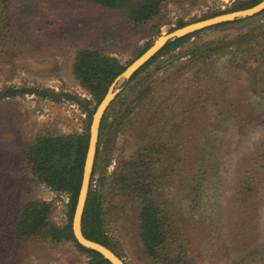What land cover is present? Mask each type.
Here are the masks:
<instances>
[{"label": "rangeland", "instance_id": "obj_1", "mask_svg": "<svg viewBox=\"0 0 264 264\" xmlns=\"http://www.w3.org/2000/svg\"><path fill=\"white\" fill-rule=\"evenodd\" d=\"M238 1L165 0L158 16L148 22L134 24L122 12L89 2L5 0L7 8L2 26L10 41L8 44L0 43V89L43 88L70 94L76 99L61 97L55 101L29 92H17L0 99V264H82L88 261L87 256L71 242L54 243L37 237L19 239L9 226L30 199L52 201V222L63 225L67 221L68 194L51 190L32 172L27 151L38 134L81 132L87 126L84 106L92 109L95 101L71 72L76 50L96 48L128 65L140 47L151 45L162 34L179 27L180 23L226 11ZM262 22L264 13L242 23L202 31L170 54L152 62L147 72L140 73L135 81L119 92L123 93L120 98L129 100L133 95L141 96L143 89H152V101L148 105L147 101L142 103L136 121L133 120L131 126H125L126 129L116 135L113 154L109 148L100 146L95 183L100 175L115 171V156L126 160L145 141V137L154 133L155 128L147 124L153 114L166 118L164 122H170L178 120L183 111L193 107L194 103L201 106L207 102L206 110L195 116L192 122H205L201 127L207 130L201 132V137L213 135L220 139L218 150H215L217 175L221 179L220 199L210 194L205 202L194 205L184 198L182 188L186 187L188 171L181 167L185 179L183 183L178 182L176 173H179V168L170 156L178 148L173 146V136L165 138L163 151L166 153L161 155L167 158L159 155L162 162L151 168V172L158 175L153 190L161 195L164 208L172 210L168 234L172 238L181 232L187 238L188 235L190 238L193 236L189 238L192 252L205 254V258L195 264L264 263V231L251 239L250 246L224 255L218 248L226 250L221 243L220 224L209 221L211 205L227 207L238 176L236 170L242 168L245 171L247 168L245 173L254 175L256 187L262 193L257 194L259 215L253 219L264 229V145L259 146L264 141V61L258 55L247 54L246 46H240V41L247 39V45H251L256 54L264 48L256 38L242 36L251 31L259 34L261 29L257 26ZM223 45L230 48H223ZM191 57H196L197 61L193 65L182 66L176 72ZM257 65H260L259 69L254 70ZM76 100H83V103ZM119 104V99H116L109 110L112 112L108 114L109 121L115 120L113 109ZM234 104H246L251 109L244 121L227 114L226 111ZM258 108L262 110L257 111ZM155 135L158 140L164 137L157 129ZM199 141L205 142L206 139ZM183 152L187 153L188 149ZM157 155L153 152L149 158ZM249 156L253 157V164L258 162L262 167L257 168L248 162L244 164V159ZM163 170L168 172L167 176L159 179ZM118 192L112 188L106 200V231L111 238V246L125 264H156L147 256L138 235L137 212L142 198L139 200L133 194ZM195 225L200 227L194 229ZM206 233L212 240L201 243V236ZM178 242L179 238L172 243L171 251H177Z\"/></svg>", "mask_w": 264, "mask_h": 264}, {"label": "trees", "instance_id": "obj_2", "mask_svg": "<svg viewBox=\"0 0 264 264\" xmlns=\"http://www.w3.org/2000/svg\"><path fill=\"white\" fill-rule=\"evenodd\" d=\"M74 1L89 2L102 8L122 12L130 23L140 24L148 22L158 16L165 0ZM259 1L260 0H239L231 8L220 13L247 8ZM6 8L5 0H0V38L4 37L0 40L2 44H8L10 41L2 26L4 22L2 18L6 13ZM262 13H264V10L254 16L223 22L203 30L195 31L183 37L166 41L153 57L134 72L128 80L122 83L123 88L135 81L140 73L147 72V68L152 62L170 54L175 49L179 48L186 40L197 36L202 31L242 23ZM262 23L263 24L260 26H257L258 29H261L259 34H255L254 31H251L242 36L256 38L257 42L264 47V22ZM183 25L184 24L180 23L179 27ZM247 42H249L247 39L240 41V46H246L248 48L247 54L251 56L258 55L261 57V61H264V48L256 54L253 52L251 45H247ZM149 46L150 45H145L140 47L135 58L143 53ZM222 47L230 48L229 45H223ZM196 61V57H191L186 61L185 65H180V67L176 69V72H179L182 66L185 67L186 64L193 65ZM126 65L127 64H122L116 57L106 54L96 48L83 47L76 50L71 65V72L78 83L91 94L95 101L94 108L92 109L84 106L88 120L87 126L81 132L38 134L31 141L27 151V161L30 164L32 172L51 190L57 193L68 194L69 200L66 204L67 221L63 225H57L52 222L51 214L54 208L52 201L30 199L23 205L22 209L9 224L16 238L37 237L54 243L68 241L81 253L87 256L88 261L82 264H111L98 252L78 244L73 236L71 224L81 183L92 113L110 84L115 77L124 70ZM259 66L260 65L255 66L254 70H258ZM262 81H264V79ZM17 92H29L55 101L59 100L61 97L76 99L70 94L63 92L57 93L43 88L26 89L17 87H4L0 89V99L12 96ZM140 92L141 96L137 97L133 95L129 100L120 98L123 93H119L116 99H119L120 106L114 109L112 108L116 117L115 120L109 121L108 114L112 113L111 111L109 113V110L116 99L109 104L102 117L92 176L82 214V231L87 238L100 242L114 251V247L110 244L111 238L106 231V200L107 194L112 191V188H116L119 191L118 193L133 194L139 200L142 198L137 212L139 223L138 235L147 256L153 262L156 264H195L197 260L204 259L205 254L200 251L192 252L189 246L191 243V240L189 241L190 235H188L187 238V235L181 232L176 238H172L168 234L167 228L171 225L169 219L172 210L170 208H164L160 200L161 195L158 196L153 190L154 184H156L158 180V175L152 173L151 168L154 166L156 167L162 162L160 157L165 155L161 154L166 153L163 151L166 142L165 138L173 136L175 140L173 146H177L178 148L175 154L170 153V156L172 157L173 163L179 168V170H177L179 173H176L178 178L177 181L183 183L185 179V176L181 174V172H183L181 167L184 166L185 171H188L186 187L182 188L184 198L188 199L190 201L189 203L194 205L205 202V199L210 194L216 199H220L219 183L221 179H219V175H217L216 164L218 160L217 156H215V150H218L220 139L218 140L213 135H208V138H206L207 135L201 137V132L207 130V128L204 127L205 129H203L201 127L205 126V122H192L195 116H199L200 112L206 110L208 104L205 103L207 102H203L201 106L198 102L194 103L193 107L183 111L178 120L176 119L170 122H164L166 118L163 116L158 117L156 113L153 114L149 118L150 120L147 124L157 129V131L164 136L162 140H158L155 135V129L153 128L154 133L152 132L153 134H149L145 137V141H143L126 160L122 157L118 158V156H115V158H117V167L114 172L100 175L96 183L94 182L95 166L100 154V146L103 145L105 148H109V151L113 154L115 145L117 144L116 135L119 134L120 131L125 130V126H131L133 120L136 121L135 119L138 114H140L139 107L142 103L147 101L146 104L148 105L152 101H150L153 95L152 89H143ZM76 101H79L78 103L80 104L83 103V100ZM260 110L262 109L258 108L257 111ZM161 112L162 111H159V113ZM226 112L231 118L237 116L241 121H244V118L250 114L251 109L246 104H234V106ZM114 125L115 128L113 134H111L110 131ZM201 138H205L206 141H199ZM263 145L264 141L262 140L259 146L262 147ZM183 146L186 147L185 149H188L187 153L183 152L185 149H181ZM153 152H157L158 155L149 158ZM159 155L161 156L159 157ZM252 159L253 157L251 156L245 158L244 164H253ZM253 166L257 168L262 167L258 162L254 163ZM246 170L248 171L247 168L245 171ZM236 171L238 176L234 182V191L228 198L230 203H227L225 209L219 204L211 205V209H209V221L212 220L220 224L221 243H224L226 247L223 246L226 250H222L220 246L218 248L221 252L225 253L224 255H229L234 250L239 251L245 249L250 246L252 238L264 231L259 222L253 219V217L259 215L257 194L262 195V193L258 191V186L256 187L257 180L254 175H247L242 168H238ZM249 172H251V168ZM167 173L168 172L163 170L159 179L166 177ZM248 176L252 178L249 179ZM219 212L221 213L219 214ZM195 222L198 224L199 221L195 219ZM204 226L207 227L208 225ZM196 227L200 226L195 225L194 229ZM203 231L204 229L200 231V235ZM178 238L179 242L176 245L177 251L173 252L171 251V245L178 240ZM192 238L193 236L190 239ZM200 240H202L201 243H205L211 241L212 238L208 237L206 233L204 236H201ZM255 264L264 263L257 262Z\"/></svg>", "mask_w": 264, "mask_h": 264}, {"label": "water", "instance_id": "obj_3", "mask_svg": "<svg viewBox=\"0 0 264 264\" xmlns=\"http://www.w3.org/2000/svg\"><path fill=\"white\" fill-rule=\"evenodd\" d=\"M264 10V0H260L258 3L243 9L232 10L228 12L219 13L210 17L199 19L193 22L184 24L183 26L177 27L165 34L159 36L143 53L132 60L124 70L115 77L113 82L108 87L106 93L96 105L89 124V137L86 155L83 164L81 183L77 194L76 204L74 207L72 217V233L78 244L81 246L94 250L102 255L103 258L108 260L111 264H125L123 259L119 257L113 250L104 244L95 240L87 238L82 231L81 221L82 214L87 199V194L90 185V179L92 176L97 143L99 138V131L102 117L104 116L109 104L122 90V83L128 80L134 72H136L141 66H143L151 57H153L157 51L164 45L168 40L183 37L190 33L198 30L223 23L230 22L236 19L250 17L258 14ZM120 84V86H118Z\"/></svg>", "mask_w": 264, "mask_h": 264}]
</instances>
